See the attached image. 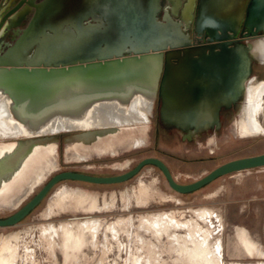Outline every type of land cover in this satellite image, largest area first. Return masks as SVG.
Instances as JSON below:
<instances>
[{
  "label": "rangeland",
  "instance_id": "1",
  "mask_svg": "<svg viewBox=\"0 0 264 264\" xmlns=\"http://www.w3.org/2000/svg\"><path fill=\"white\" fill-rule=\"evenodd\" d=\"M134 23L141 31V26ZM256 58L263 62L253 63L255 80L249 85L251 90L264 81V59ZM93 79L99 81L98 77ZM62 81L1 79L0 88H13L19 97L28 96L31 103L39 105L62 98ZM232 118L228 114L222 117L220 131L210 130L186 138L175 129L156 128L158 119L152 117L149 122L148 117L143 119L148 124L146 130L137 128L134 132V136L141 137L138 142L126 141L120 135L113 140L117 146L114 155L105 153V143L82 145L81 149L89 154L86 159L68 148L66 139L72 131L58 133L60 143L53 160L56 164L49 169L47 179L33 192L30 190L33 186L28 189L23 183L14 194H6L9 198L12 196L10 199L0 197V217L16 212L54 174L64 170L117 175L133 168L143 158L155 156L165 161L178 182L190 183L229 160L264 153V135H243ZM261 120L264 122V115ZM94 204L97 207L91 208ZM196 209L213 210L219 217L214 219V224L223 249V264L264 262V254L252 258L254 255L246 247L244 249L241 240L243 234L264 251V167L229 173L195 191L181 193L171 187L162 169L154 164L144 166L137 175L119 183L79 180L57 183L21 222L0 227V255H13L11 264H147L146 259H151L154 264H177L175 256L169 252L170 239H159L146 222L154 215L173 212L185 221L196 215ZM77 216L100 218L103 225L98 234L94 237L89 231L82 232L78 220L74 219ZM112 223L116 224L117 236L108 229ZM201 223L207 226L205 221ZM61 224L66 227L61 228ZM51 225L59 228L57 232L49 229L47 236L45 228ZM71 236L76 237L74 244L68 243ZM152 244L158 245L156 252H152Z\"/></svg>",
  "mask_w": 264,
  "mask_h": 264
},
{
  "label": "bare ground",
  "instance_id": "2",
  "mask_svg": "<svg viewBox=\"0 0 264 264\" xmlns=\"http://www.w3.org/2000/svg\"><path fill=\"white\" fill-rule=\"evenodd\" d=\"M149 34L155 35L152 30ZM252 54L254 58L264 59V37L252 43ZM160 69L159 53L124 55L49 69L0 68L1 79L41 78L64 81L60 100L39 105L31 103L28 96L19 97L13 88H0V197L10 199L12 196L9 198L6 194H14L23 183L27 184L28 189L33 186L30 189L33 192L47 179L60 143L57 134L63 131H72L66 144L82 159L89 157L87 151L81 149L82 145L105 143V153L114 155L117 154V146L113 140L120 135L126 141L138 142L141 137L134 136V132L137 128L146 130L148 126L143 119L152 110ZM94 77H98L99 81H94ZM249 85H246L240 114L234 122H237L243 135H264V122L261 120L264 115V81L254 90ZM209 118L210 116L201 117L199 126L190 130L188 135L191 138L200 135L204 128L207 129ZM10 136L18 137L3 139ZM96 207V204L91 206ZM173 213L154 215L146 224L155 231L159 239H170L169 252L175 256L177 264H223V249L220 238L215 234L218 230L214 224V219H219L217 214L209 209H196V215L184 221ZM74 219L78 220L82 232L89 231L94 237L103 225L100 218L92 216L85 219L77 216ZM201 221H205L207 226ZM61 225V228L66 227L65 224ZM115 225L109 224L108 229L117 236ZM57 228L47 226V236L49 229L57 232ZM241 238L244 249L246 247L254 255L252 258L263 256L264 251L253 241L243 234ZM75 241L74 236L68 239L70 244ZM151 247L152 252L158 249L157 244H152ZM8 254L0 255V264H11L13 255L7 256ZM140 256L142 254L138 257ZM146 263L155 262L146 259ZM258 264L264 262L259 261Z\"/></svg>",
  "mask_w": 264,
  "mask_h": 264
},
{
  "label": "water",
  "instance_id": "3",
  "mask_svg": "<svg viewBox=\"0 0 264 264\" xmlns=\"http://www.w3.org/2000/svg\"><path fill=\"white\" fill-rule=\"evenodd\" d=\"M145 4V12L148 15L146 28L147 30L154 29L158 31L159 36L148 34L144 40L139 37L130 38L129 36L132 35L131 31H136L138 27L134 22L140 23V17L144 16L143 8L137 3V0H116L113 6H107V13L110 19L108 26L105 27L106 30H103L105 32H103L100 43L94 44V37L76 36L73 32L62 34L59 32L61 26L56 24L52 26L55 34H49L48 60H34L31 58V60L27 61L14 62L3 59L1 63L6 65V67H9L7 65L25 66L24 64L49 67L72 66L118 58L124 56L125 52H129L130 55L159 53L162 65L164 51H167V64H171L173 58H179V62L184 63L205 64V69L200 68V72H202L200 79H203L204 82L200 83L198 88V95L205 97V101L194 102L193 104L185 103L181 106L172 100L168 93H165V102L162 110L163 119L167 123L175 124L185 130H191L199 126L200 119L203 117L200 113L196 114L194 112L205 111V116H210L207 127L221 126V108L239 103L246 93V84L253 70L252 42L231 40L234 36L229 31H232L233 28L229 21H223L222 25L219 26L221 31H223V35L218 34L215 36L219 42L208 45H191L189 36L180 28L181 24L171 20L169 14H167V23L158 21L156 14L159 8L158 0H149ZM109 10H112L111 14ZM237 12L238 27L242 23L244 25L243 32L247 31L248 35L252 34V36L258 37L260 30H264V0H251V2L241 0L240 5L237 7ZM112 28L119 29L120 33H118L117 38H108L107 35H110L109 32ZM214 28L217 29V25ZM215 29H209L210 33L213 34L212 31ZM105 33L107 35L104 36ZM181 37L185 38V41L179 42ZM111 39H114L115 43L119 41L118 45L122 46L117 51L107 52L106 50H110L112 47L111 44L113 45L114 40ZM212 39H214V36H212ZM44 42L45 40L43 39L38 50L34 51L33 57L43 53ZM118 45H115V47ZM184 46V49H180V47ZM181 50H186L189 54L182 57ZM66 51L68 53L65 54ZM195 54L198 57L195 58ZM214 64L220 65V67H214ZM165 79L167 80L166 86H169L171 84L170 76H166ZM188 138H191V136L188 135ZM148 164L160 167L169 184L175 190L181 193H189L205 186L220 176L264 167V153L229 160L202 178L190 183L178 182L165 161L155 156L143 158L133 168L117 175L103 176L74 170L60 171L54 174L39 192L16 212L7 217H0V227L12 226L21 222L40 204L49 191L61 181L79 180L98 184L119 183L131 179Z\"/></svg>",
  "mask_w": 264,
  "mask_h": 264
},
{
  "label": "flooded vegetation",
  "instance_id": "4",
  "mask_svg": "<svg viewBox=\"0 0 264 264\" xmlns=\"http://www.w3.org/2000/svg\"><path fill=\"white\" fill-rule=\"evenodd\" d=\"M148 1L137 0V3L142 6L144 11V16L140 17V23H138L142 30H132L130 38L139 37L144 40L151 30H147L146 28L148 15L145 12V3ZM240 2L241 0H158L159 8L156 14L160 22L167 23V14H169L171 20L179 22L181 30L189 36L191 45H208L219 42L215 36L218 34L223 35V31L219 27L223 21H229L233 28L232 31H229L234 36L231 40L251 41L254 43L258 38L264 36V30H260L258 37H255L252 34L248 35L247 31L243 32L244 25L242 23L238 27L237 7L240 5ZM248 2H251V0H248ZM114 3H116V0H0V68H51L49 66H28L27 64H24L25 66L7 65L9 67H6V65L1 63V60L14 62L27 61L31 60V58L34 60H48L49 34H55L52 26L56 24L61 26L59 32L62 34L73 32L76 36H83L85 38L94 37V44L100 43L103 32H105L103 30L108 26L110 19L107 13V6H113ZM231 6L234 8H231ZM229 10L230 12H228ZM111 11L109 10L110 14ZM216 25L217 29L214 28ZM209 29H215L212 31L213 34L210 33ZM187 30L190 32H187ZM152 31L153 34L159 36L158 31L154 29ZM173 31L175 30L173 29ZM106 33L104 36L107 35ZM109 33L110 35H107L108 38H117L120 31L119 29L112 28ZM212 36H214V39H212ZM43 39L45 40L44 48H42L43 53L33 57L34 51L38 50ZM183 40L185 41V38L181 37L179 42ZM118 42L115 43L114 40L110 50L106 51L113 52L120 49L122 45H118ZM115 45L119 47H115ZM184 48L185 46L180 47V49ZM166 52L164 51V59L158 76L157 90L149 122L152 121V117H156L158 119V122L155 121L156 128L162 126L168 130L175 129L186 137L195 128L191 129V131L185 130L175 124L167 123L163 119L164 94L168 93L172 97V100L181 106L185 103L193 104L194 102L205 101V97L198 95L200 83L204 82L203 79H200L202 76V72L200 71L201 69H205V64L179 62V58H173V62L167 64ZM187 54H189L188 51L181 50L182 57L187 56ZM125 55H130V53L125 52ZM194 56L195 58L198 57L197 54ZM256 61L263 62L261 59L254 58L253 63ZM213 66L220 67L217 64ZM166 76H170L171 79L169 86H166ZM250 79L246 85L255 80L253 75H251ZM171 92L173 93L171 94ZM242 100L230 107L221 108V126L219 129L218 126H209L206 130L204 128L200 134L209 132L210 130L220 131L223 124L222 117L225 114L233 117L234 121L240 114ZM194 113H200L201 116H205V111H195Z\"/></svg>",
  "mask_w": 264,
  "mask_h": 264
},
{
  "label": "crops",
  "instance_id": "5",
  "mask_svg": "<svg viewBox=\"0 0 264 264\" xmlns=\"http://www.w3.org/2000/svg\"><path fill=\"white\" fill-rule=\"evenodd\" d=\"M233 6H234V5H233ZM233 6H231V8H234ZM231 8H230V9H231ZM228 12H230V10H229ZM228 12H227V13H228ZM148 117H149V115H148ZM148 117H147V118H148Z\"/></svg>",
  "mask_w": 264,
  "mask_h": 264
}]
</instances>
